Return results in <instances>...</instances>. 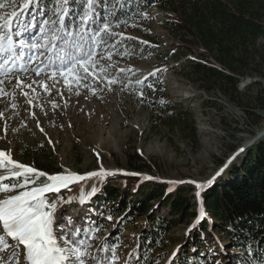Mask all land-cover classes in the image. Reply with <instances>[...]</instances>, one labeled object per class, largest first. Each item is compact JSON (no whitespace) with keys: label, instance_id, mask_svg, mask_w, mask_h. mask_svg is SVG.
Segmentation results:
<instances>
[{"label":"rangeland","instance_id":"rangeland-1","mask_svg":"<svg viewBox=\"0 0 264 264\" xmlns=\"http://www.w3.org/2000/svg\"><path fill=\"white\" fill-rule=\"evenodd\" d=\"M34 1L0 0V25L11 19L12 32L24 30V38L29 40L39 37L42 30H58L62 0H48L35 7ZM137 10L135 21L117 23L106 31H100L104 24L86 25V34L80 13L77 24L64 23L52 53H45L58 69L64 48L73 49L80 43L87 50L95 40L96 59L100 61L97 67L107 69L98 78L75 81L59 73L53 76L50 68L36 76L31 69L39 61H34L26 65L27 72L18 73L32 84L21 91L15 87L14 77L0 75L7 93L0 94V150L48 175L75 173L86 177L69 183L60 193H45V197L48 201L62 198L54 231L83 229L77 239L92 245L89 252L99 257V264H174L184 259L178 257L181 251L188 256L187 264H240L241 249L213 232L202 197L223 177V171L216 173L231 154L264 132V56L262 61L256 54L252 63L260 74L249 70L245 78L234 76L238 78L235 91L231 88L227 95L216 89L207 92L192 64L218 70L220 66L190 36L183 40V33L170 25L169 11L157 5ZM13 12L18 19L11 17ZM105 76L115 77L117 83L108 85ZM10 89L16 92L12 94ZM153 89L157 91L146 92ZM157 93L165 96L171 118L179 113L188 119V129L163 125L162 117L149 109L146 102L155 100ZM190 130L193 139L188 137ZM251 146L238 156L243 158ZM10 168L0 167V176L13 183L22 180L12 178ZM101 168L115 174L86 176ZM46 180L47 176L40 177L35 186ZM143 183L162 184L165 193L189 185L193 192L187 214L172 215L153 194L144 199L137 194ZM85 186L87 193L81 192ZM106 190L115 196L105 197ZM5 195L0 193V198ZM69 198L71 204L66 203ZM138 203H143V210ZM205 220L210 226L202 230ZM96 226L99 230L88 239L87 229ZM196 247L199 254L193 251ZM106 249H112L118 259L113 260L112 252ZM10 252V248L3 250L0 264H16Z\"/></svg>","mask_w":264,"mask_h":264},{"label":"trees","instance_id":"trees-1","mask_svg":"<svg viewBox=\"0 0 264 264\" xmlns=\"http://www.w3.org/2000/svg\"><path fill=\"white\" fill-rule=\"evenodd\" d=\"M47 1L35 0L33 4L34 7L45 5ZM154 5L172 14L170 25L183 33V40L190 36L220 66L218 70L192 64L193 72L200 77L207 92L216 89L227 95L231 88L236 90L238 78L234 76L245 78L249 70L261 73L252 63L256 54L259 53L262 61L264 56V0H93L87 25L99 27L107 22L112 26L135 21L137 9L142 12ZM87 7L88 0H62L64 23L77 24V17L84 14ZM259 39L263 42L258 43ZM63 50L73 51L70 47ZM154 91L157 90L146 92ZM146 104L162 117L163 125L189 128L188 119L181 114L175 113L171 118L172 111L163 94ZM188 137L194 138L191 130ZM222 176L202 197L213 232L241 249L237 258L240 264H264V138L247 149L243 158L237 156ZM140 185L137 194L144 199L153 194L167 205L172 215L184 217L187 214L193 192L189 185H180L166 193L162 184ZM113 194L108 190L104 192L109 198L115 196ZM138 205L139 210L144 209L143 203ZM123 207L119 206L120 211ZM208 226L210 223L205 220L202 230ZM193 251L199 254L198 247ZM178 257L184 259L174 264H187L185 251Z\"/></svg>","mask_w":264,"mask_h":264},{"label":"snow or ice","instance_id":"snow-or-ice-1","mask_svg":"<svg viewBox=\"0 0 264 264\" xmlns=\"http://www.w3.org/2000/svg\"><path fill=\"white\" fill-rule=\"evenodd\" d=\"M92 4L93 0H88V7L81 17L82 24L85 26V34L86 25L93 11ZM11 17L18 19V14L13 12ZM58 18L60 22L58 30L50 33L42 30L39 37L31 40L24 38V30L12 32L11 19L5 20V23L0 25V75L5 78L14 77L15 87L21 88V91L23 88H32V84L26 83L18 73L27 72L26 65L34 61H39L37 66L31 69L36 76H40L44 68H50L53 76L59 73V75L71 77L75 81L87 79L90 76L98 78V74L107 72L103 65L97 67L100 61L96 59L98 53L95 50L97 46L95 40H93V46L87 50L84 49L83 44H75L72 52L65 51V55L60 57V67L58 69L52 67V57L45 56V53H52L56 46L55 42L61 38L59 33L64 31L65 16L59 15ZM52 23L55 24V21ZM109 27V23L105 22L100 31H106ZM108 59H111V53L108 54ZM119 71L123 72L124 70L120 69ZM104 78L108 85L117 83L115 77L105 76ZM65 82L68 83L67 78ZM32 83L38 82L33 80ZM39 83L46 91L50 90L47 84ZM3 84L4 80H0V94L7 95L2 87ZM24 95L28 94L24 93ZM142 95L143 93H141ZM28 103L31 104L32 101L29 100ZM239 151L243 152L244 149L241 148ZM5 162L6 165L11 166L9 169L11 177H21L22 180L13 183L9 177L0 176V193L6 194L4 198H0V255L4 249L10 248V255L15 259L16 264H99V257L89 252L92 245L86 240L77 239L83 229L73 227L70 233L54 231L55 213L62 198L58 196L57 199L48 201L45 197V193H60L61 188H67L69 183L84 180L86 177L75 173L48 175L14 161L9 154L0 150V167L6 166ZM222 171L223 169H221ZM114 174L101 168L99 171L87 173L86 176L97 177ZM219 174L217 173V175ZM43 176H47V180L39 186H35L38 179ZM145 179H152V177H145ZM214 179L209 180L208 184H212ZM5 180H9V182L4 183ZM190 182L195 183V181ZM29 185L33 186L28 187ZM17 189L20 190L16 191ZM80 202L83 203V199ZM66 203L71 204V198ZM108 219H111V216ZM68 222L71 223V218ZM98 230L99 226L87 229L88 239H92L90 234ZM9 240L12 243H9ZM106 251L112 252L113 260L118 259L112 249H106Z\"/></svg>","mask_w":264,"mask_h":264},{"label":"water","instance_id":"water-1","mask_svg":"<svg viewBox=\"0 0 264 264\" xmlns=\"http://www.w3.org/2000/svg\"><path fill=\"white\" fill-rule=\"evenodd\" d=\"M264 136V132L260 133L259 135H257L256 137H254L252 140H250L248 143H246L245 145L241 146L240 148H238L234 153L231 154V156L225 161V163L222 165V167L218 170L217 173H221V169H223V171L235 160V158L240 155L242 152L239 151L241 148L245 149L248 148L249 146H251L254 142H256L258 139H260L261 137ZM243 151V152H244ZM216 173V174H217ZM212 185V184H210ZM207 186V185H206ZM209 186V184H208ZM204 187V186H203Z\"/></svg>","mask_w":264,"mask_h":264},{"label":"bare ground","instance_id":"bare-ground-1","mask_svg":"<svg viewBox=\"0 0 264 264\" xmlns=\"http://www.w3.org/2000/svg\"><path fill=\"white\" fill-rule=\"evenodd\" d=\"M10 86H12V85H10ZM13 89H15V88L13 87ZM13 89H10L11 92H12V94H13V92H16V90L13 91ZM8 93H10V91H9ZM39 98H40V97H39ZM5 107H6V105L1 107L2 109H4V110H1L3 113H5V112H4V111H5ZM25 110H26V109H25ZM5 118H7V117H5ZM8 119H9V118H8ZM10 119H11V118H10ZM5 124H6V123H5ZM5 165H6V162H5ZM9 167H11V166H10V165H6V166H3L2 168L7 169V168H9ZM3 172H5V171H3ZM86 188H87V186H85V189H82L81 192H83L84 190H86ZM84 192L87 193L86 191H84Z\"/></svg>","mask_w":264,"mask_h":264}]
</instances>
